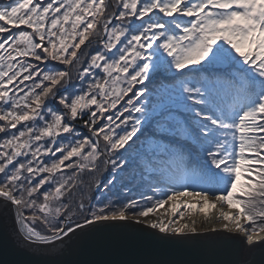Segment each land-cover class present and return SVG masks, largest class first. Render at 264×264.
Listing matches in <instances>:
<instances>
[{"label": "snow or ice", "instance_id": "6c2138e0", "mask_svg": "<svg viewBox=\"0 0 264 264\" xmlns=\"http://www.w3.org/2000/svg\"><path fill=\"white\" fill-rule=\"evenodd\" d=\"M0 134V210L25 240L128 220L195 234V219L179 221L199 213L252 244L264 233V0H4ZM101 165L112 195L86 208L74 190ZM134 188L140 200L121 195Z\"/></svg>", "mask_w": 264, "mask_h": 264}, {"label": "water", "instance_id": "95a60500", "mask_svg": "<svg viewBox=\"0 0 264 264\" xmlns=\"http://www.w3.org/2000/svg\"><path fill=\"white\" fill-rule=\"evenodd\" d=\"M0 264H264V239L165 234L144 223L98 222L53 243L25 240L11 209L0 210Z\"/></svg>", "mask_w": 264, "mask_h": 264}, {"label": "rangeland", "instance_id": "374dc122", "mask_svg": "<svg viewBox=\"0 0 264 264\" xmlns=\"http://www.w3.org/2000/svg\"><path fill=\"white\" fill-rule=\"evenodd\" d=\"M3 2L4 0H0V3H3ZM9 2H11V0H9ZM14 31H17V30H14ZM156 82H159V81H156ZM159 85L160 83H158L157 85L148 84V87L145 91V96L141 97V102L145 104V107L148 110H151L155 105L159 103ZM137 87L143 88L144 85H138ZM136 115H140V114L137 113ZM0 136H2V134H0ZM101 169L102 170L99 173H93L90 175L89 173L84 172L83 174H81L80 179L83 181V183L77 186V188L74 190L76 194L72 197V199L75 202H78L81 199L82 197L81 194L85 195L88 193H93L94 195L91 197V199L89 200V203L86 206V208H88L91 206H96V205L105 203L104 197H111V193L103 189V181L105 180V177L108 175V172L104 170L103 165H101ZM92 176L95 177V180L91 179ZM95 181H97V183L100 184L99 190L94 186L93 188H91L92 184ZM97 197H100V199H97ZM66 202H67V198H66ZM35 227H37L42 232L45 231L44 226L40 222H37ZM46 234H50V233H46Z\"/></svg>", "mask_w": 264, "mask_h": 264}, {"label": "bare ground", "instance_id": "6f19581e", "mask_svg": "<svg viewBox=\"0 0 264 264\" xmlns=\"http://www.w3.org/2000/svg\"><path fill=\"white\" fill-rule=\"evenodd\" d=\"M157 81H159V80H157ZM165 83H166V80H165ZM224 211H228L227 207L224 208ZM163 213H164V210L161 209L160 212L157 215H159L162 220H164L165 222H167L168 217L165 216ZM210 215L214 218L215 215H216V211L215 210H212V212L210 213ZM172 219L175 220V221H179V217L178 216L172 217ZM191 219H195L196 220V232H195V234L187 233V234H181L180 236H202V235L203 236L204 235L205 236H207V235L210 236L212 233H221V234H225V235H237V236H240V237H242L245 240V244H248L246 242V238L243 235H241L239 233L233 234V233H229L227 231L221 230V224L223 223L222 221L220 222V224H215L214 225L217 228V231H210L209 230L213 226V222L212 221H210L208 224H205L202 227L201 226V221L203 220V216L201 214H199V213L195 214L192 218H187L186 217V219L184 221H179V222L180 223H189L190 224L191 223ZM144 224L147 225V223H144ZM173 226H176V225L173 224ZM153 230L158 231L157 229H153ZM165 234L176 235V234L171 233L170 230L168 232H165ZM262 239H264V233H261L258 236L254 237V242L252 244L257 243V242L261 241ZM252 244H248V245H252Z\"/></svg>", "mask_w": 264, "mask_h": 264}, {"label": "trees", "instance_id": "16d2710c", "mask_svg": "<svg viewBox=\"0 0 264 264\" xmlns=\"http://www.w3.org/2000/svg\"><path fill=\"white\" fill-rule=\"evenodd\" d=\"M193 67H199V66H193ZM185 71H187V69H185ZM168 82H169V81L166 80V83H168ZM158 83H160V82H156L154 85H157ZM182 143H184V141H177V142H175L174 146H175L177 152H179V150H180V145H181ZM171 163H172V159H171L170 157H168V156H163L160 160L156 161V165H157L158 168H161V167H164V166H170ZM97 181H98V180H97ZM97 181H95V182L92 184V187H91V188H93V186L96 187ZM147 194L154 195L150 190H148ZM93 195H94L93 193H88V194L83 195V197H84L85 207L87 206V204L89 203V200L91 199V197H92ZM111 195H112V194H111ZM121 195H122V196H130V197H132V198H136V199L140 200L139 192H138L137 190H135V188L133 189V191L128 192V193H124V192H122ZM81 198H82V197H81ZM114 203H117V202L115 201V199H114ZM143 203H148V202H144V201H142V204H143ZM117 206H118V204H117ZM74 219H78L80 222H83L84 217H83V215H78V216L75 217Z\"/></svg>", "mask_w": 264, "mask_h": 264}]
</instances>
